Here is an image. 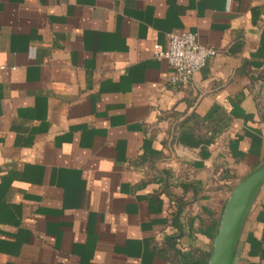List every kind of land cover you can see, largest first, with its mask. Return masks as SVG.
Returning a JSON list of instances; mask_svg holds the SVG:
<instances>
[{"label": "crops", "instance_id": "crops-1", "mask_svg": "<svg viewBox=\"0 0 264 264\" xmlns=\"http://www.w3.org/2000/svg\"><path fill=\"white\" fill-rule=\"evenodd\" d=\"M215 54L183 85L170 32ZM264 161V0H0V264H207ZM232 264H264V187Z\"/></svg>", "mask_w": 264, "mask_h": 264}, {"label": "water", "instance_id": "water-1", "mask_svg": "<svg viewBox=\"0 0 264 264\" xmlns=\"http://www.w3.org/2000/svg\"><path fill=\"white\" fill-rule=\"evenodd\" d=\"M264 187V161L241 178L222 209L207 264H232L245 220Z\"/></svg>", "mask_w": 264, "mask_h": 264}, {"label": "built area", "instance_id": "built-area-1", "mask_svg": "<svg viewBox=\"0 0 264 264\" xmlns=\"http://www.w3.org/2000/svg\"><path fill=\"white\" fill-rule=\"evenodd\" d=\"M215 54V50L198 42L196 35L187 31L170 32L163 48L156 46L153 56L163 59L172 69L169 82L186 84L205 62Z\"/></svg>", "mask_w": 264, "mask_h": 264}]
</instances>
